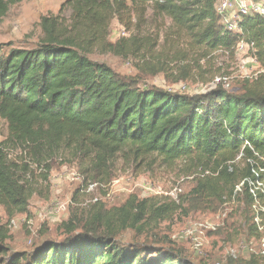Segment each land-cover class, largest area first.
<instances>
[{"label": "trees", "instance_id": "trees-1", "mask_svg": "<svg viewBox=\"0 0 264 264\" xmlns=\"http://www.w3.org/2000/svg\"><path fill=\"white\" fill-rule=\"evenodd\" d=\"M21 1L0 0V23ZM216 2L66 0L59 13L40 17L41 36L35 48L6 51L0 43V116L8 124V133L0 141V207L9 220L29 213L32 197L43 192L37 177L48 182L53 161L62 153L88 165L90 178L82 167L78 174L84 190L90 184L111 182L118 158L129 165H142L151 156L166 166L191 158L211 164L194 177L195 185L184 199L181 193L177 200L164 201L131 194L120 206L95 203L82 227L73 218L63 223L69 233L80 228L75 237L47 242L32 255L15 253L2 264H190L172 248L152 262L138 249L119 244L117 237L128 229L140 232L179 209L184 214L215 211L225 197L238 194L250 206L249 228L260 238L253 222L256 197L251 189L259 187L257 197L264 196L260 190L264 187V72L252 81L244 80L235 91L218 83L211 90L189 95L157 86L141 88L138 75L122 76L107 63L89 57L95 51L133 56L139 72H146L145 61L156 56L153 36L139 38L133 33L111 41L110 31L116 18L131 30L133 16L143 19L151 3L155 15L171 20L169 47L175 45L174 39L185 36L205 54L236 52L238 43L245 40L254 42L264 66V20L251 17L242 32L228 31L221 24ZM168 54L165 59L178 60ZM148 69L151 74L167 71L164 66ZM183 78L178 75L174 81ZM240 162L244 166L239 171ZM8 233L5 225L0 227L4 257L9 252ZM257 257L263 259L264 254ZM228 264L238 262L231 258Z\"/></svg>", "mask_w": 264, "mask_h": 264}, {"label": "rangeland", "instance_id": "rangeland-1", "mask_svg": "<svg viewBox=\"0 0 264 264\" xmlns=\"http://www.w3.org/2000/svg\"><path fill=\"white\" fill-rule=\"evenodd\" d=\"M65 1L22 0L12 6L0 23V43L4 44V49L9 51L10 48H35L41 36L40 17L59 13ZM132 24V29L129 30L117 18L114 19L110 40L128 38L133 33L140 36L139 38L153 36L156 41V56L145 61L146 72H139L136 67L137 59L133 56L123 57L95 51L89 57L97 63H107L122 76L138 75L141 88H173L177 93L192 95L211 89L218 78L223 84L229 83L232 91L240 88L244 80L255 79L246 77L252 74L250 65L245 68L241 66L247 60L246 54L235 50L205 54L204 49L192 47L190 39L185 36L179 39L171 38L176 41L175 45L169 47L170 38L167 34L172 28L171 20L162 15H155L151 3L147 6L145 17L137 20L133 16ZM166 52H169V57L178 60L165 59ZM157 66H164L167 71L151 74L152 70L148 67ZM178 75H183L184 78L175 82L174 79ZM184 84L185 89L181 88ZM7 133L8 124L0 116V141ZM60 155L62 158L57 157L53 161L54 168L48 182L37 177L36 181L42 186L43 192L32 197L29 213L17 214L9 220L5 210L0 207V227L5 225L9 229V238L5 241L9 252L6 257L0 255V264L15 253L32 255L47 242L61 243L75 237L81 231L80 228L69 233L63 223L73 218L82 227L92 215L95 203L102 202L107 208L120 206L131 194L140 199L154 197L164 201L171 197H161L156 193L173 192L176 186L182 189L180 197L184 199L195 185L194 177L196 178L206 165L211 166L207 162H196L193 158L180 159L172 166L164 165L154 156L149 157L142 165H129L118 158L114 164L112 181L99 183L95 190L86 193L78 174L85 170L86 176L90 178L88 165L65 153ZM63 159L67 161L64 162ZM243 166L244 163L240 162L237 169L240 171ZM35 173L40 174V171L35 170ZM109 184H113L110 198L107 196ZM95 197L100 200L94 202ZM258 200L264 205V196ZM183 206L187 207V204L184 202ZM250 210L242 195L238 194L235 198L225 197V202L215 211L204 209L184 214V211L179 209L170 218L156 224L149 223L140 232L133 229L124 230L117 240L126 248L138 249L142 256L148 257L152 262L172 248L179 250L190 264H228L231 258L238 264H247L250 261L264 264V258L257 257L261 252L260 238L252 234L249 228Z\"/></svg>", "mask_w": 264, "mask_h": 264}, {"label": "built area", "instance_id": "built-area-1", "mask_svg": "<svg viewBox=\"0 0 264 264\" xmlns=\"http://www.w3.org/2000/svg\"><path fill=\"white\" fill-rule=\"evenodd\" d=\"M215 8L220 17L221 24L225 27V29L236 33L242 32L241 29L244 22L250 19L251 17H260L264 20V0H217ZM237 52L248 55L247 60H245L241 65L242 68H245L246 65L251 66L249 69L252 74L246 76L247 78H256L258 77V75L264 72V66L258 59L256 49L254 48V42H247L245 40H241L237 45ZM220 81L221 79L218 78L217 82L213 83L211 89L215 88L218 83H223V81ZM224 85L227 88L231 87L229 83ZM185 87V84L181 86V88L183 89H185ZM172 89L173 88H170L169 91H174ZM262 171H264V169H262ZM112 185L113 184H109V188L107 189L108 198H110V195L113 192ZM241 186L242 184L238 185L236 189L239 191L241 189ZM259 186H261V183H259ZM95 188H97V184H90L88 188L84 191L86 193H91L93 190H95ZM258 188L259 187H254L251 189V192L255 195L256 198ZM147 189H151V187H147ZM260 190L264 194V187H261ZM181 191L182 189L176 186L173 189V192H158L156 194L163 197H171L172 199L177 200L178 195L181 193ZM99 200L100 199L98 197H95L93 199L94 202H98ZM253 211V222L257 224L258 231L261 235L260 253L264 254V205L260 203L258 198L256 199V202L253 205Z\"/></svg>", "mask_w": 264, "mask_h": 264}]
</instances>
